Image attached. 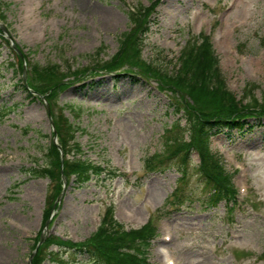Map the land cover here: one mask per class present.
Instances as JSON below:
<instances>
[{
  "label": "rangeland",
  "instance_id": "1",
  "mask_svg": "<svg viewBox=\"0 0 264 264\" xmlns=\"http://www.w3.org/2000/svg\"><path fill=\"white\" fill-rule=\"evenodd\" d=\"M4 3L1 10L11 37L0 35V112H11L0 123V264H29L30 255L35 251L34 259L38 257L40 248L51 239L56 243L62 239L73 247V264H91L84 247L93 241L106 212L128 228H137L160 210V236L150 250V264H166L165 249L175 264H264V117L249 118L250 128L226 130L210 141L212 153L227 175L233 176L239 191L233 214L226 211L225 202L212 209L204 205L195 171L185 191L194 192L193 201L179 202L174 209L170 202L175 200L179 171L173 167L147 172L145 168L147 158L165 150L173 125L187 126V141L190 133L200 129L194 122L197 111L189 107L197 109L199 101L194 103L163 76L177 75L183 68V57L190 58L182 54L183 49L188 52V47L204 44L195 39L199 34L209 36L214 69L230 94L239 100L254 84L258 86L254 97L259 103L264 101V0ZM133 7L143 14L152 8L143 43H134L140 30L128 14ZM128 33L130 41L124 36ZM127 43L136 48L141 45L140 63L152 70L122 67L115 71L120 73L117 76L101 71L105 65L117 64L115 59ZM11 45L25 58L27 83L37 91L32 97L20 87L22 65L14 60ZM13 60L15 68L10 65ZM49 68L57 73L52 75L55 82H62L53 99L47 96L55 82L41 77ZM41 79L45 89L40 88ZM125 86L131 88L126 98L115 99L113 92L121 94L119 88ZM97 89H106L107 94L94 96ZM107 96L112 99L108 101ZM252 100L248 97L245 103ZM67 122L80 128L76 141L85 159L128 176L106 181V170L101 178L82 187L70 176L66 188L63 178H35L27 173L28 168H42L54 143L67 148V136L62 134ZM191 157L195 165L200 163L198 150ZM55 172L58 176V169ZM62 193L58 209L49 212ZM109 205L114 206L112 211ZM48 221L45 242L37 249L40 241L36 240ZM61 249L57 244L48 248ZM42 264L56 263L47 259Z\"/></svg>",
  "mask_w": 264,
  "mask_h": 264
},
{
  "label": "trees",
  "instance_id": "2",
  "mask_svg": "<svg viewBox=\"0 0 264 264\" xmlns=\"http://www.w3.org/2000/svg\"><path fill=\"white\" fill-rule=\"evenodd\" d=\"M4 5V0H0V21L6 19L1 10ZM142 10L145 11L144 8ZM147 11L148 13L146 14L139 12V10H136L135 13H128L131 15L132 23L138 26L137 29L140 30L138 36L134 39V43L139 40L143 43V35L149 33L145 24L148 23V17L151 15L152 8H148ZM129 34L124 35L128 38V41H130ZM137 46L141 47L140 44H137ZM139 47L136 48L127 43L126 48L121 51V55L115 59L116 62L118 61L117 64L105 65L104 67L109 71H117L122 67H126L128 71H132L138 66L146 70H152L149 65L140 63L142 49ZM191 50L193 51L184 52L187 57H190H188L190 60L185 56L183 57L182 65L184 66L178 70L177 75L163 74V76L170 79L173 87L178 91H181L183 94L188 93L194 99V103L199 101L200 104L197 109L194 106L189 107L190 110L193 108L191 112L197 111L194 114V122L197 121L200 129L197 133H190L189 140L187 141L184 139V136L188 137L187 133L189 129L187 126L183 127L181 123L172 126L168 131L167 149H165V152L155 154L151 159L146 161V168L154 172H165L170 167L176 166L178 171H180L179 187L177 193L174 195L175 200L170 202L171 204H174L176 201H193L194 192L185 191L188 187L191 169L194 168L193 170L199 174L201 199L207 207L213 208L218 206L221 201L233 198L235 191L232 189L233 185L231 179L226 174V170L220 166L219 161L211 152V136L226 130L243 131L246 128H250L251 125L248 123L249 118L261 120L264 117V101L259 103L254 97L253 92L258 87L256 85H250L245 90L242 100L237 101L235 96L230 94L226 89L225 84H223L224 79L219 75L218 70L214 69L213 55L209 47L204 44L202 47L199 46V48ZM13 53L18 59L17 53ZM10 65L15 66V63H10ZM37 70L40 71V68ZM55 74H57L56 71L53 68H49L41 74V77L44 79L48 77L50 79L49 83H53L56 80H54L52 75ZM140 77L147 79L144 76ZM38 82L41 84L40 88L45 89L42 79ZM60 83L62 82H55L53 88L49 89V91L52 90V93L47 96V99L48 97L51 99L55 98L53 92L61 85ZM22 88H24L23 85ZM248 97L253 99L252 102H248L245 105L242 104L243 99L245 100ZM199 108L200 110H198ZM181 111L182 107H178L177 112ZM185 111L187 112L188 110ZM63 130L62 134L67 136V148L63 147L64 155H66V158L70 154L73 155L72 159L67 158L62 165L67 178L69 179L72 176L74 183L78 187L86 185L91 180L93 181L94 178H101L105 171L103 165L94 164V162L91 163L90 160L85 159L82 156L84 151L81 144L76 142V135L80 131V128L67 122ZM54 150L55 152L53 153ZM196 150L200 153L201 162L194 167L195 165L190 159L192 153ZM51 152L54 155L48 153V160L41 166L42 168L31 170L28 168L27 173L35 178L51 177L52 179L58 178V181H61V164L58 162L60 161L61 153L56 147L53 148V146ZM55 168L56 170L58 169V176ZM49 209L50 212L52 208ZM104 217L101 226L98 227L99 229L92 236L94 238L93 241L84 247V251L87 254L86 261L91 264H148L146 247L151 245L150 242L156 235V228L147 226L141 230L127 231L124 226L110 215L109 211ZM57 240V243L52 239L50 242L47 241L40 248L38 257L32 263L42 264L44 260L49 259L50 262L57 264H73L76 256L74 250H71L73 247H69L62 239ZM52 244H57L62 249L58 252L48 250Z\"/></svg>",
  "mask_w": 264,
  "mask_h": 264
},
{
  "label": "bare ground",
  "instance_id": "3",
  "mask_svg": "<svg viewBox=\"0 0 264 264\" xmlns=\"http://www.w3.org/2000/svg\"><path fill=\"white\" fill-rule=\"evenodd\" d=\"M170 10V9H169ZM142 79H146V78H142ZM147 80V79H146ZM103 85V84H102ZM105 85V84H104ZM101 87V86H100ZM114 87H112L111 89H113ZM122 88V89H121ZM126 90H130L131 91V88L130 87H127V86H125V88L124 87H120L119 88V91L121 92V94H116V93H118V91H114L113 93L116 95V97H115V99H117V98H121V99H124V98H126L125 97V93H126ZM26 93V92H25ZM106 95L107 94V90L105 89V91H101V90H96V92H94L93 93V95L94 96H96V95ZM27 95H28V93H27ZM123 96V97H122ZM28 97H29V95H28ZM107 99H108V101L110 100V99H112V97H109V96H107ZM125 215H126V213H124Z\"/></svg>",
  "mask_w": 264,
  "mask_h": 264
},
{
  "label": "water",
  "instance_id": "4",
  "mask_svg": "<svg viewBox=\"0 0 264 264\" xmlns=\"http://www.w3.org/2000/svg\"><path fill=\"white\" fill-rule=\"evenodd\" d=\"M3 30H5L4 28H3ZM26 74H27V72H26V69H25V71H24V83L26 82ZM63 181H64V186L63 187H65L66 185H67V179H66V177L65 176H63ZM64 194L62 193V195H60L59 197H58V201H57V203L56 204H59L60 202H61V200H62V196H63ZM48 227H49V221L47 222V224H46V226H45V229H44V235H43V237H42V240H41V243H43L44 241L43 240H45V236H46V234H47V232H48ZM35 256V252L31 255V257H30V262H32V260H33V257ZM29 262V263H30Z\"/></svg>",
  "mask_w": 264,
  "mask_h": 264
}]
</instances>
